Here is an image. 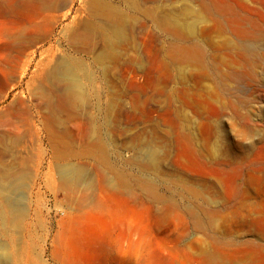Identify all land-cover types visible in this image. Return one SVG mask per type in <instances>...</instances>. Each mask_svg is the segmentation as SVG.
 I'll list each match as a JSON object with an SVG mask.
<instances>
[{"label":"rangeland","instance_id":"obj_1","mask_svg":"<svg viewBox=\"0 0 264 264\" xmlns=\"http://www.w3.org/2000/svg\"><path fill=\"white\" fill-rule=\"evenodd\" d=\"M233 1L0 0V264H264V0ZM179 38L203 65L179 67ZM139 158L154 187L117 195Z\"/></svg>","mask_w":264,"mask_h":264},{"label":"bare ground","instance_id":"obj_2","mask_svg":"<svg viewBox=\"0 0 264 264\" xmlns=\"http://www.w3.org/2000/svg\"><path fill=\"white\" fill-rule=\"evenodd\" d=\"M210 1L212 0H194V15L196 18H199V15L201 13L205 14L206 16H210L213 14V10H212V7L210 5ZM233 1V0H232ZM234 2V1H233ZM237 2V1H236ZM235 3V2H234ZM238 3V2H237ZM235 3V4H237ZM248 6V5H247ZM214 7V6H213ZM233 7V6H232ZM242 7V6H241ZM249 7V6H248ZM253 8V7H251ZM245 9V8H244ZM216 11V10H215ZM214 11V12H215ZM216 13V12H215ZM217 14V13H216ZM226 14V13H225ZM235 15V14H234ZM115 16V15H114ZM94 18H103L104 19V16H98V15H94L93 16ZM110 17L112 18V15H110ZM109 17V18H110ZM116 17V18H115ZM114 19L118 20V17L115 16ZM212 17V16H211ZM120 18V17H119ZM250 18V17H249ZM107 20V19H106ZM110 19H108L109 21ZM113 19H111L110 21H112ZM120 20V19H119ZM97 21V20H96ZM109 21V22H110ZM115 21V20H114ZM116 22V21H115ZM114 22V23H115ZM111 23V22H110ZM113 23V24H114ZM104 24V23H103ZM118 28V26H115ZM113 28L114 27H111L112 31H113ZM100 29V28H99ZM102 29V28H101ZM107 29V27H106ZM110 29V30H111ZM116 29V28H115ZM120 31V30H119ZM108 32H109V28H108ZM116 32V30H115ZM119 33V32H118ZM117 33V34H118ZM252 33V31H251ZM111 34H115L113 32H111ZM114 35L115 37L117 36ZM120 34V33H119ZM118 34V36H119ZM249 34V33H248ZM106 35V34H105ZM107 37V36H106ZM239 39H240V36H239ZM242 39V38H241ZM249 39V38H248ZM254 39V38H253ZM179 52H176V56L175 58V61L177 60L178 64H179V67H182L184 66L187 62L190 61V57L191 55L193 54L194 56V62L198 65V66H201L203 65V52L200 48V46L197 45V42L193 43V46L191 45H188V43L182 39V38H179ZM109 42V41H108ZM114 42V41H112ZM108 46V45H107ZM109 48V47H108ZM111 48V47H110ZM178 48V47H177ZM192 50V52H191ZM178 51V49H177ZM178 54V55H177ZM172 60V58H171ZM170 61V60H169ZM97 63V62H96ZM177 64V63H176ZM171 64L170 63H166L164 65V68H165V71L167 72V76L168 77H171V78H174V79H179V81L182 82V79L185 78L184 76V71L182 70V68H178L177 69H172L170 68ZM61 68V67H60ZM61 71V70H60ZM59 71V73H61ZM72 71V70H71ZM70 69H62V74L60 75L63 79V81L66 83L65 84V90H64V97H68V98H71V101L72 99H76L78 97H81L80 96V90H81V86L79 85V83L77 82V80L74 78L73 76V72H71ZM236 72V71H235ZM230 74V73H229ZM223 75V74H222ZM232 75V74H231ZM230 75V76H231ZM226 76V75H225ZM222 78V77H220ZM61 98V96H60ZM64 99V98H63ZM67 99V98H66ZM81 99V98H80ZM69 100V99H68ZM70 101V100H69ZM83 101V100H82ZM73 103V102H72ZM207 119V117H206ZM185 135H189L188 133H185ZM187 142L192 145V141H191V138H187ZM89 147H92V146H89ZM88 149V148H87ZM89 150V149H88ZM149 150V149H148ZM191 150H192V153L196 156V159H198V156H197V153L195 151V149L191 146ZM91 151V149L89 150ZM99 151V154L101 155V159L104 161L105 160V157H106V153L103 152L104 150L101 148ZM153 151V150H152ZM150 152V151H149ZM91 153V152H90ZM89 153V154H90ZM141 158V157H140ZM139 158V161H138V164H134V162L131 160V161H127L126 164H128L129 166H136L137 168V172H138V177L134 180V181H131V180H125L123 182V180L121 179V177L123 176V172H122V176L120 175V172H115L114 173V178L116 179V181H120V179L122 180L120 183L123 182V184H116V188H115V192L117 195H120V194H123L125 191L127 192L126 188L128 186L131 185L132 182H135V185L137 186V188L139 189V191L143 194L145 192H147L149 189H152L154 186H153V183L152 182H147L146 179L143 177V171L145 170V164L143 163L144 160H141ZM154 153H149L146 155V157L144 159H147L149 161H152L154 159ZM141 160V161H140ZM137 163V162H135ZM237 170V169H236ZM235 171V170H234ZM238 173V172H237ZM58 175H59V179H60V185H61V188H62V191L65 195V197L69 200H71V194L75 191L76 187L78 186V184L80 183V181L84 178V172L82 170V168H79L78 166H69V165H66V166H63L59 169L58 171ZM236 177V176H234ZM234 177H233V182H234ZM239 177V176H238ZM114 179V180H115ZM236 179V178H235ZM129 184V185H128ZM114 186V187H115ZM113 187V188H114ZM232 187V186H231ZM236 188V186H235ZM232 190V189H231ZM234 192V191H233ZM234 193H232V196H233ZM142 198V196H140ZM201 199L199 198V196L195 193L192 192V200L190 202V206L187 208V211H190V214L194 217L195 219V222H197V217H198V213H208V208H207V202L206 201H203L201 200V202H199ZM88 201V198L86 196H81V198L77 201V206H81L82 204L84 203H87ZM197 202L199 203V205L201 207H198V204ZM99 205V204H98ZM10 214V213H9ZM7 216L6 213H3L2 211H0V219H5ZM1 247V246H0ZM2 249V248H1ZM4 251V250H2ZM2 251H0V253H2ZM101 251L105 254H107L109 252V248L108 246H104ZM6 251H4L5 253ZM4 255V254H3ZM1 256L4 257V256ZM6 256V255H5ZM106 256V255H105ZM1 260V259H0ZM3 261V260H2ZM225 261L223 259H221V257H219L218 255H209L208 257L205 258V262L204 264H224Z\"/></svg>","mask_w":264,"mask_h":264}]
</instances>
